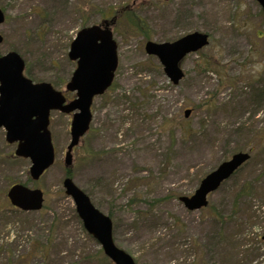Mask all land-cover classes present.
I'll list each match as a JSON object with an SVG mask.
<instances>
[{
    "label": "rangeland",
    "instance_id": "obj_1",
    "mask_svg": "<svg viewBox=\"0 0 264 264\" xmlns=\"http://www.w3.org/2000/svg\"><path fill=\"white\" fill-rule=\"evenodd\" d=\"M132 2L0 0V53L17 52L29 78L63 91L75 68L67 54L76 32ZM130 8L113 26L114 80L93 100L90 130L74 149L69 177L110 217L115 245L135 264H264L263 146L208 196L206 208L188 211L179 202L220 163L262 144L264 11L255 0H139ZM195 31L208 34L209 44L184 58V78L174 86L144 44ZM257 89L259 101L252 98ZM69 121L51 113L55 161L36 182L28 176L30 162L13 157L15 147L0 129V264H112L63 190ZM12 183L42 190V209L15 211L6 198ZM248 183L255 189L239 199L236 212L253 211L260 219L240 228L223 225L213 211L227 218L233 189Z\"/></svg>",
    "mask_w": 264,
    "mask_h": 264
},
{
    "label": "water",
    "instance_id": "obj_2",
    "mask_svg": "<svg viewBox=\"0 0 264 264\" xmlns=\"http://www.w3.org/2000/svg\"><path fill=\"white\" fill-rule=\"evenodd\" d=\"M169 1V0H161ZM264 10V0H256ZM4 14L0 10V25ZM112 21H103L99 26L81 29L71 42L68 58L76 61L66 90L75 92V99L65 103L61 92L48 83L33 84L24 77V62L16 52L0 56V128L5 130L7 143H18L17 157L31 162L29 174L36 181L54 160V149L48 129L51 111L72 114L70 141L64 156V166H72V151L86 134L91 122L90 107L94 97L102 95L111 85L117 67V45L113 40ZM2 37L0 36V44ZM208 44L206 34L194 32L173 42L145 44V52L157 57L168 80L176 85L183 78L180 68L182 59ZM189 111H185V117ZM244 153L234 154L203 178L190 197H181L184 208L196 211L207 205L206 197L227 180L247 159ZM64 193L74 203L75 211L86 231L99 243L102 251L114 264H134L131 257L118 249L112 240V224L108 217L97 211L89 198L74 185L70 178L62 182ZM7 198L22 211H37L42 206L40 190H31L22 185L12 186ZM264 239V238H263Z\"/></svg>",
    "mask_w": 264,
    "mask_h": 264
},
{
    "label": "trees",
    "instance_id": "obj_3",
    "mask_svg": "<svg viewBox=\"0 0 264 264\" xmlns=\"http://www.w3.org/2000/svg\"><path fill=\"white\" fill-rule=\"evenodd\" d=\"M132 12H126V14H129ZM125 14V13H124ZM136 21V20H135ZM85 26V25H84ZM207 67H205L204 69H202V71H205ZM33 80V78H31ZM263 91L260 89H257L253 94H252V98L253 100H260L262 97ZM250 128H252V125L250 126ZM238 130V132H242L244 129H246L244 127V125L239 126L238 128H236ZM262 144L257 145L254 149L252 147V149H250L251 152H253L254 156L251 157V160L248 161V165H250V162L257 156V154L260 151L261 146L264 147V138L260 141ZM260 162H262V160H260ZM70 170L67 171V174L70 176ZM235 189V190H234ZM233 189V201H232V213L227 217H223L219 212L213 211V214H215L214 218L218 219L220 223H222L223 225H230L233 224L234 226H236L237 228H240L242 225L245 224V222L248 223V225H252L251 223H253L255 220L260 219L259 215H256V212L250 211L243 213L241 216L239 215V213L236 212L237 209V203L239 201V199L249 196V193L252 194L253 190L255 189V183H248V184H239L237 185L235 188ZM212 214V215H213ZM246 217V220L242 221V218ZM250 223V224H249Z\"/></svg>",
    "mask_w": 264,
    "mask_h": 264
}]
</instances>
